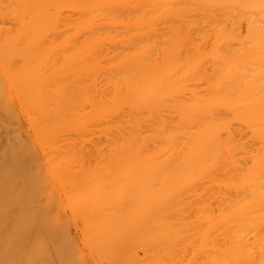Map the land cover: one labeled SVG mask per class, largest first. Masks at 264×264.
<instances>
[{
  "label": "bare ground",
  "instance_id": "6f19581e",
  "mask_svg": "<svg viewBox=\"0 0 264 264\" xmlns=\"http://www.w3.org/2000/svg\"><path fill=\"white\" fill-rule=\"evenodd\" d=\"M8 1L0 254L264 264V0Z\"/></svg>",
  "mask_w": 264,
  "mask_h": 264
},
{
  "label": "rangeland",
  "instance_id": "374dc122",
  "mask_svg": "<svg viewBox=\"0 0 264 264\" xmlns=\"http://www.w3.org/2000/svg\"><path fill=\"white\" fill-rule=\"evenodd\" d=\"M14 22H15V20H14V12H13V10H12V8H11V5L9 4V1L8 0H0V26H4V27H6L5 25H7V26H9V23H10V25L11 24H14ZM4 25H3V24ZM2 127V126H1ZM2 129H4V127H2ZM1 130V129H0ZM6 130V129H5ZM4 130V131H5ZM4 131H2L1 130V132H0V134L2 133V132H4ZM24 131H25V129H24ZM6 133H7V131H5ZM2 134H4V133H2ZM1 134V135H2ZM0 135V137H3V135L1 136ZM8 136V135H7ZM8 138H10V136H8ZM3 140H5L4 139V137H3ZM2 140V138L0 139V142H2L1 144H3L4 142H6L7 143V138H6V140L5 141H3ZM9 140V139H8ZM0 144V146H2ZM5 145V143L3 144V146ZM2 146V147H3ZM1 149V148H0ZM1 151V150H0ZM60 213H61V215H62V217H63V219H64V221L67 223V225L69 226V228H70V230H71V233L73 234V238L74 239H76V231H75V227H74V224H73V222H72V219H71V216H70V214H69V212H68V210L66 209V208H63V207H61L60 208ZM11 250H14V249H8L7 251H6V253H10L9 251H11ZM5 251V250H4ZM15 252H13V253H11V254H6L5 256H3V255H1V258L0 259H2L3 261H5L4 263H1V261H0V264H10V263H7V261H6V259H9V261L8 262H12V261H14L15 263H11V264H18L19 262V264H24L25 262L27 263L28 261V259L30 258V256H29V252L27 253L28 254V256H26V255H24V254H26V253H23V252H25V251H21V253H22V255H19V253L20 252H18L17 250H14ZM0 253H2L3 254V252L1 251ZM5 254V253H4ZM12 254H18V256L17 255H15V257L14 258H16L17 259V257H18V261L16 262V260H14V258L13 257H10ZM8 255V256H7ZM26 256L27 257V260H26V257H25V261H24V256ZM9 257V258H7V257ZM20 256H23V257H20ZM51 256V257H50ZM6 258V259H5ZM22 258H23V261L21 262L20 261V259L22 260ZM48 258L50 259V260H53L52 261V263H54V264H59V262H58V260H55L56 258L52 255V254H48ZM53 258V259H52ZM12 259V260H11ZM11 260V261H10ZM58 263H57V262ZM25 263V264H26ZM29 263H31L32 264V262H29ZM28 263V264H29Z\"/></svg>",
  "mask_w": 264,
  "mask_h": 264
}]
</instances>
